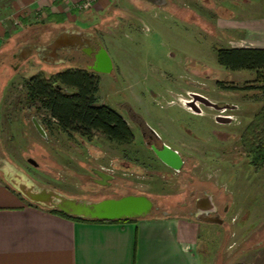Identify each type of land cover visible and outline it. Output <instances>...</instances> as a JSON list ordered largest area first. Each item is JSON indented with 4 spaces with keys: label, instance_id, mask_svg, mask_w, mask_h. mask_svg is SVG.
Returning a JSON list of instances; mask_svg holds the SVG:
<instances>
[{
    "label": "rangeland",
    "instance_id": "rangeland-1",
    "mask_svg": "<svg viewBox=\"0 0 264 264\" xmlns=\"http://www.w3.org/2000/svg\"><path fill=\"white\" fill-rule=\"evenodd\" d=\"M95 6L62 23L37 14L14 25L0 52V156L39 186L68 197L96 202L146 194L158 205L155 215L193 216L196 200L211 194L224 222L212 224L211 233L201 229L204 264H264V166L250 163L243 144L264 108L263 81L256 72L229 70L217 60L218 49L249 37L240 30L247 5L187 0L180 9L174 6L175 14L151 11L146 0L113 2L103 12ZM66 29L90 32L111 57L110 73L95 72L99 103L121 113L133 143L118 145L101 133L91 141L70 137L55 122L49 126L48 112L29 102L26 82L34 74L87 67L78 58L51 63L36 51L18 62L25 45L35 49ZM195 95L200 97L194 102ZM141 124L182 155L181 171L157 160L141 137ZM94 169L113 175L111 185L99 184ZM0 177L5 179L2 171Z\"/></svg>",
    "mask_w": 264,
    "mask_h": 264
},
{
    "label": "crops",
    "instance_id": "crops-1",
    "mask_svg": "<svg viewBox=\"0 0 264 264\" xmlns=\"http://www.w3.org/2000/svg\"><path fill=\"white\" fill-rule=\"evenodd\" d=\"M121 1L135 0H97L94 9L103 12L109 4ZM146 1L152 5L151 11L175 14L174 6L180 9L187 0ZM243 2L248 13L240 30L249 37L242 36L236 46L264 48V0ZM86 12L63 0H0V52L14 36V25L19 20L24 22L37 14L47 19L50 14H63L71 20ZM24 49L23 57L31 51ZM192 215L164 213L129 221L77 220L33 204L0 177V264H204L201 229L211 233L216 222Z\"/></svg>",
    "mask_w": 264,
    "mask_h": 264
},
{
    "label": "trees",
    "instance_id": "trees-1",
    "mask_svg": "<svg viewBox=\"0 0 264 264\" xmlns=\"http://www.w3.org/2000/svg\"><path fill=\"white\" fill-rule=\"evenodd\" d=\"M48 19L62 23L66 17L63 14H50ZM217 60L221 66L229 70L256 72L263 81L260 87L264 88V48H220L217 51ZM99 84V76L93 70L83 67L70 68L51 76L37 73L26 82L27 98L31 104H37L40 109L48 112L49 126L55 122L59 130L70 137L78 134L91 141L96 134L101 133L118 145L133 143L134 132L121 113L108 104L99 103ZM259 129L261 132L258 135ZM243 144L249 153L250 163L256 168H262L264 166V108L245 131ZM47 209L72 219L107 221L73 216L57 208ZM129 220L132 219L109 221Z\"/></svg>",
    "mask_w": 264,
    "mask_h": 264
},
{
    "label": "water",
    "instance_id": "water-1",
    "mask_svg": "<svg viewBox=\"0 0 264 264\" xmlns=\"http://www.w3.org/2000/svg\"><path fill=\"white\" fill-rule=\"evenodd\" d=\"M155 1L162 2V0ZM59 41L60 38L49 45V47L56 50L62 46ZM89 41L87 39V43ZM54 56L57 57V52L54 53ZM90 69L94 72L110 73L112 71L113 62L104 47L96 55V61ZM154 150L157 156L167 165L176 170L181 169L183 158L177 150L168 145H164L161 149L155 148ZM29 162L35 166L38 165L34 159L30 158ZM0 171L3 172L6 180L29 201L47 208H57L73 216L107 221L128 220L151 216L156 211L154 201L146 194H128L119 198H106L96 202L68 197L55 189L39 186L27 173L21 171L9 160L1 156ZM94 172L99 176V183L101 184H110L114 178L113 175L103 170L94 169ZM198 203L199 217L211 222H223L220 215H211L210 209L214 208L211 197L207 200L201 199Z\"/></svg>",
    "mask_w": 264,
    "mask_h": 264
},
{
    "label": "flooded vegetation",
    "instance_id": "flooded-vegetation-1",
    "mask_svg": "<svg viewBox=\"0 0 264 264\" xmlns=\"http://www.w3.org/2000/svg\"><path fill=\"white\" fill-rule=\"evenodd\" d=\"M60 38L59 44H62L61 47L57 48L56 50L51 49V47H49V45H51L52 43H54L55 41H57V39ZM87 39H89V43H87ZM29 49L31 50V52L36 51L38 56L40 58L46 59L51 63H56V62H62L65 60H68L70 58L75 59L78 58L79 60L81 59L82 62L84 63L85 66H87L86 68L90 69V67H92L96 61V55L100 52L101 48H103V45L101 44V41L95 37L92 36L90 32H84V31H79V29H70V30H63L61 32H59L57 34V36L52 39L50 42L46 43V44H39L35 49H33L31 47V45H25V49ZM24 49V50H25ZM57 52V57L54 56V53ZM23 52L19 53L18 59L20 62L21 60H23ZM92 70V69H91ZM200 96L195 95V100H198ZM185 102H187V104L192 103L193 101L185 99ZM132 112V115H131ZM128 114H130V117L133 121H135V117L136 114L135 112L131 110L128 111ZM222 116V115H219ZM218 116V117H219ZM225 119H229L230 115H224ZM223 120V119H221ZM139 130L141 131V137L142 139L145 141V144L148 145L150 147V149L152 150L153 154L155 155V157L157 158L158 161H160L163 165H166L168 168L174 170V171H181L185 161L183 159V164L180 170H176L173 167L167 165L165 162H163L155 153V148L157 149H161L165 144L161 141L160 137L153 132L152 130L149 129V131L145 130V126L143 124L140 125V127L138 126ZM148 129V128H147ZM182 156V155H181ZM183 158V157H182ZM100 180V178H99ZM112 182H110V184H102L104 186H110ZM101 184V183H99ZM209 197L212 198L213 197L211 194H206L203 197L199 198L198 200H196L195 202V207H196V212L194 214H198L199 212V203L198 201L201 199H209ZM154 201V200H153ZM155 203V207L156 209L158 208L157 203L154 201ZM214 208L212 207L210 209L211 211V215L215 216V215H220L219 213V205L214 202Z\"/></svg>",
    "mask_w": 264,
    "mask_h": 264
},
{
    "label": "built area",
    "instance_id": "built-area-1",
    "mask_svg": "<svg viewBox=\"0 0 264 264\" xmlns=\"http://www.w3.org/2000/svg\"><path fill=\"white\" fill-rule=\"evenodd\" d=\"M69 4H71L74 8H77L81 11H86L91 9L94 6L97 0H63Z\"/></svg>",
    "mask_w": 264,
    "mask_h": 264
},
{
    "label": "bare ground",
    "instance_id": "bare-ground-1",
    "mask_svg": "<svg viewBox=\"0 0 264 264\" xmlns=\"http://www.w3.org/2000/svg\"><path fill=\"white\" fill-rule=\"evenodd\" d=\"M190 104V106H191V103H189Z\"/></svg>",
    "mask_w": 264,
    "mask_h": 264
}]
</instances>
